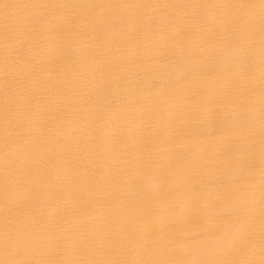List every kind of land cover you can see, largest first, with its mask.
I'll return each mask as SVG.
<instances>
[{
    "label": "bare ground",
    "instance_id": "obj_1",
    "mask_svg": "<svg viewBox=\"0 0 264 264\" xmlns=\"http://www.w3.org/2000/svg\"><path fill=\"white\" fill-rule=\"evenodd\" d=\"M0 264H264V0H0Z\"/></svg>",
    "mask_w": 264,
    "mask_h": 264
}]
</instances>
